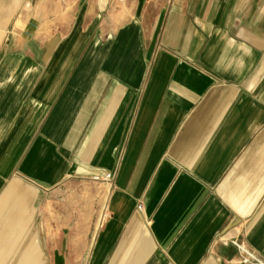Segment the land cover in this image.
I'll list each match as a JSON object with an SVG mask.
<instances>
[{
  "label": "crops",
  "instance_id": "crops-1",
  "mask_svg": "<svg viewBox=\"0 0 264 264\" xmlns=\"http://www.w3.org/2000/svg\"><path fill=\"white\" fill-rule=\"evenodd\" d=\"M232 240L264 261V0H0V264Z\"/></svg>",
  "mask_w": 264,
  "mask_h": 264
},
{
  "label": "built area",
  "instance_id": "built-area-1",
  "mask_svg": "<svg viewBox=\"0 0 264 264\" xmlns=\"http://www.w3.org/2000/svg\"><path fill=\"white\" fill-rule=\"evenodd\" d=\"M112 175L110 173L104 175V176H93L92 179L94 181H109L111 180ZM142 204L138 205V209L142 210ZM107 212H104L102 214V217L100 219V226L104 224L105 219L107 218ZM231 244L236 247L240 254V261L243 264H264V261L258 257L254 252H252L250 249L247 248L245 244L242 242H239L237 240H232Z\"/></svg>",
  "mask_w": 264,
  "mask_h": 264
},
{
  "label": "rangeland",
  "instance_id": "rangeland-1",
  "mask_svg": "<svg viewBox=\"0 0 264 264\" xmlns=\"http://www.w3.org/2000/svg\"><path fill=\"white\" fill-rule=\"evenodd\" d=\"M66 193H67V194H70V190H67Z\"/></svg>",
  "mask_w": 264,
  "mask_h": 264
}]
</instances>
